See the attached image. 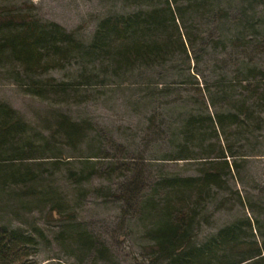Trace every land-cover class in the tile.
<instances>
[{
  "label": "rangeland",
  "instance_id": "obj_1",
  "mask_svg": "<svg viewBox=\"0 0 264 264\" xmlns=\"http://www.w3.org/2000/svg\"><path fill=\"white\" fill-rule=\"evenodd\" d=\"M223 1L233 23L213 16L196 21L190 27L194 46L164 64L123 72L105 57L83 56L27 74L18 64L0 62V101L27 125L39 156L34 181L0 194V225L36 237L31 262L143 264L156 216L147 204L163 206L162 179L196 175L209 160L225 159L231 167L222 174V187L199 205L192 244L202 245L232 224L246 242H264V108L256 107L248 123L243 115L216 126V133L208 128L181 148L185 124L196 119L207 126V116L238 112L247 95L240 85L247 68L264 70L263 29L256 27L257 36L246 37L250 42H229L238 36L234 20L242 2L249 6L252 0ZM137 4L0 0V10L57 22L89 43L100 18L131 12ZM48 83L61 85L52 90ZM61 115L85 124L83 135L68 139L57 127ZM221 152L224 157H217ZM180 153L191 158L176 159Z\"/></svg>",
  "mask_w": 264,
  "mask_h": 264
},
{
  "label": "trees",
  "instance_id": "obj_2",
  "mask_svg": "<svg viewBox=\"0 0 264 264\" xmlns=\"http://www.w3.org/2000/svg\"><path fill=\"white\" fill-rule=\"evenodd\" d=\"M131 1L138 3L139 7L131 12L100 18L89 43H83L74 32L57 22L43 21L28 12L0 10V62L18 64L27 74H41L77 57L102 56L120 71H132L137 67L164 64L177 51L187 53V46L193 47L197 41L190 27L200 19L208 20L213 16L225 24L233 23L227 20L231 10L223 0ZM249 6L242 2L241 16L234 20L239 27L234 28L238 36L233 35L234 39L229 41L233 46L242 44L244 39L250 42L246 37L257 36L256 27L264 30V0H252ZM257 11L260 16H257ZM246 74L240 85L247 95L240 102L238 112L216 114L213 119L207 116L205 121L209 127L196 119L185 124L181 133L185 143L182 149H188L193 136L208 131V128L216 133V126L237 123L243 115L246 123L248 119L256 118V107L264 108V70L247 68ZM60 85L48 83L52 90ZM251 101L252 105L249 104ZM257 118L262 119L260 113ZM57 127L71 140L82 136L87 129L85 124L71 121L64 115L60 116ZM26 134L27 125L17 112L0 101V194L8 186L27 185L35 180L34 172H39V168L33 167L39 157L34 154L37 153L33 150L36 147ZM176 155L178 160L191 158L188 157L190 154ZM217 157H224L223 152ZM213 161L203 163L196 175L176 174L162 179L166 189L161 199L163 206H158L153 200L147 204L155 207L156 216L148 230L151 243L143 264L264 262V242H246L235 224L221 228L202 245L192 244L199 205L207 201L214 187H222L225 183L222 174L230 171L227 160ZM36 245L35 236L17 227L0 225V264H34L30 257ZM104 250L105 247L100 246L99 252Z\"/></svg>",
  "mask_w": 264,
  "mask_h": 264
}]
</instances>
